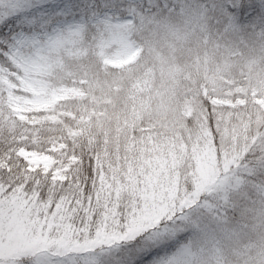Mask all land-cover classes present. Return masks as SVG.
<instances>
[{"label": "snow or ice", "instance_id": "obj_1", "mask_svg": "<svg viewBox=\"0 0 264 264\" xmlns=\"http://www.w3.org/2000/svg\"><path fill=\"white\" fill-rule=\"evenodd\" d=\"M0 264H264V0H0Z\"/></svg>", "mask_w": 264, "mask_h": 264}]
</instances>
